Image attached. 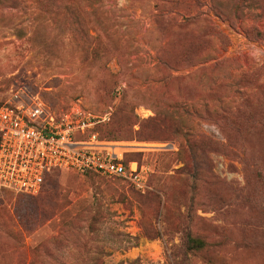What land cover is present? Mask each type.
Returning <instances> with one entry per match:
<instances>
[{
	"label": "rangeland",
	"instance_id": "1",
	"mask_svg": "<svg viewBox=\"0 0 264 264\" xmlns=\"http://www.w3.org/2000/svg\"><path fill=\"white\" fill-rule=\"evenodd\" d=\"M34 98L102 119L145 189L1 193L0 264H264V0H0V103Z\"/></svg>",
	"mask_w": 264,
	"mask_h": 264
},
{
	"label": "built area",
	"instance_id": "2",
	"mask_svg": "<svg viewBox=\"0 0 264 264\" xmlns=\"http://www.w3.org/2000/svg\"><path fill=\"white\" fill-rule=\"evenodd\" d=\"M101 122L78 106L56 112L36 98L0 103V190L34 196L47 176L69 170L120 179L143 191V167L125 166L118 143L91 132Z\"/></svg>",
	"mask_w": 264,
	"mask_h": 264
},
{
	"label": "trees",
	"instance_id": "3",
	"mask_svg": "<svg viewBox=\"0 0 264 264\" xmlns=\"http://www.w3.org/2000/svg\"><path fill=\"white\" fill-rule=\"evenodd\" d=\"M172 15L176 18V16H182V17H184V18H187V16H189V17H193L194 15H184V14H181V13H179V14H175V13H172ZM102 123V122H101ZM101 123H99L98 125H96L92 130H91V132H93V133H96L97 134V137H98V139L100 140V141H103V142H106L107 140H105L104 138H102L100 135H99V133L97 132V127L101 124ZM109 142H111V141H109ZM113 142V141H112ZM132 150H130V151H123V153H122V155H121V157H120V161L125 165V166H127L128 165V163H130V162H136L137 163V161H135V160H133L132 158H130L129 157V155H131V152ZM138 164V163H137ZM139 165V164H138ZM57 172H62V171H57ZM57 172H53L52 174H50L49 176H47L46 178H45V180H44V183L42 184V186H41V189H40V191L38 192V194L39 193H41L42 192V190L46 187V186H48L49 184H52V182H53V177H54V175L57 173ZM80 175H94V174H92V173H89V172H86V173H81ZM94 176H97V175H94ZM99 177V176H98ZM100 178H102V177H100ZM103 179H107V178H103ZM110 179H113V180H120V179H116V178H110ZM10 194V195H13V194H11V193H9V192H6V191H4V190H0V194ZM17 196H28V195H17ZM134 245H136V244H134ZM205 246V243L202 241V240H200V239H197V238H193V237H189L188 238V241H187V249L188 250H191V251H195V250H198V249H202L203 247ZM32 255V257H33V251L30 253V251L28 252V255ZM27 261V262H26ZM29 263V261L27 260V257H26V260H25V262H24V264H28ZM29 264H32V262L31 263H29ZM94 264H98V262H97V260H94Z\"/></svg>",
	"mask_w": 264,
	"mask_h": 264
}]
</instances>
